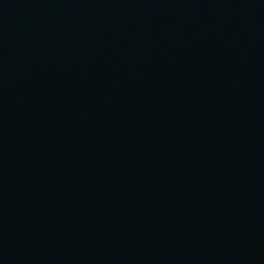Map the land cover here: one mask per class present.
Listing matches in <instances>:
<instances>
[{
  "label": "water",
  "instance_id": "95a60500",
  "mask_svg": "<svg viewBox=\"0 0 264 264\" xmlns=\"http://www.w3.org/2000/svg\"><path fill=\"white\" fill-rule=\"evenodd\" d=\"M0 264H264V0H0Z\"/></svg>",
  "mask_w": 264,
  "mask_h": 264
}]
</instances>
